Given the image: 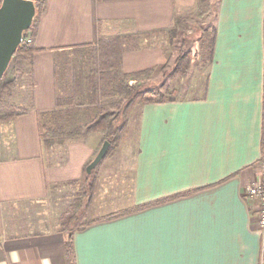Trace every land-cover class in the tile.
Here are the masks:
<instances>
[{
  "label": "crops",
  "instance_id": "crops-1",
  "mask_svg": "<svg viewBox=\"0 0 264 264\" xmlns=\"http://www.w3.org/2000/svg\"><path fill=\"white\" fill-rule=\"evenodd\" d=\"M196 4L44 0L28 32L39 50L23 60L12 87L26 112L0 122V264H66L51 198L84 177L100 144L83 138L45 150L39 128L57 115L61 125L87 116L100 56L106 75L162 64V33L175 11ZM263 6L219 0L200 94L137 106L132 143L92 170L99 210L92 219L139 209L76 229L75 264H264L244 196L260 178Z\"/></svg>",
  "mask_w": 264,
  "mask_h": 264
},
{
  "label": "trees",
  "instance_id": "trees-1",
  "mask_svg": "<svg viewBox=\"0 0 264 264\" xmlns=\"http://www.w3.org/2000/svg\"><path fill=\"white\" fill-rule=\"evenodd\" d=\"M33 1L35 3L36 8L35 18L37 19L44 10V0ZM205 3H207V0H197V4ZM197 4L194 7H196ZM194 7L175 11L172 24L168 28L171 38L175 37L181 23L184 21V19H188V15L193 12ZM31 28L32 26L26 32H29ZM187 37L188 34L182 40H180V44L178 46V54L174 60L173 71L179 77L185 76L192 60L191 53L185 50ZM215 38L216 26L213 25L209 29V31H206L204 33L200 41L201 49L207 50L206 58L209 65L212 62ZM38 50V48L33 47L32 43L29 44L22 42L16 49L14 55L12 56L10 63L5 73L3 74V77L0 79V122L15 119L26 112L25 108L17 106L13 103H6L3 98L6 95L9 96L11 94L14 82L21 77V64L23 60L31 56L34 52ZM94 63L100 64V70L103 69L104 63L102 56H100V58H98L97 61H95ZM163 68L164 66L161 65L156 67L145 68L134 72H123L121 74H116L117 77H115V75H106L105 72H103L102 70L100 71L98 69L96 72H94L97 78L94 79L95 81L91 83L92 93L91 99L88 100L89 106L87 107V110H90V112H88L87 116L82 117L79 123H77L76 121L75 123H73V125L68 124V128H66L65 125H61L59 121L60 116L58 115L51 118V120H49L47 123H44V125L40 126L39 138L44 149L52 150L55 146L63 145L66 142L70 141L80 140L85 137H88L91 134L97 133L102 137V143L105 140L110 143L108 152L102 161L112 156L122 139L126 124L125 120L123 121V123L113 121L112 115L114 112L113 110H115L113 109V107L119 109V111H121L122 114L125 116L127 112L135 106H141L145 103L152 102L161 103L173 101L177 100V98L179 97V94H177L178 91L176 89H166L165 91H153L146 88L145 85H143L144 83L140 84V82H142L141 80L152 77L156 73V70L159 72L162 71ZM107 77H109V79ZM92 105H94L95 108L88 109ZM94 112H97V114H94ZM261 133V155L262 157H264V83ZM95 181L96 176L94 175V172H91V174H85L84 178L81 181H72L71 183H67L66 185H85L86 189L83 190L82 195L84 197H87V204H89L91 202L92 194L95 189ZM61 186L63 185H59V187ZM159 202L161 201H156L154 203ZM78 206L79 205H76V209H67L59 217V227L61 232L64 234V254L66 264H75L72 240L74 231L76 229H82L87 225L91 224L92 222L115 218L133 210L139 209L136 208L128 211H120L116 214L100 216L90 221L78 223L76 213Z\"/></svg>",
  "mask_w": 264,
  "mask_h": 264
},
{
  "label": "rangeland",
  "instance_id": "rangeland-1",
  "mask_svg": "<svg viewBox=\"0 0 264 264\" xmlns=\"http://www.w3.org/2000/svg\"><path fill=\"white\" fill-rule=\"evenodd\" d=\"M218 1L219 0H207V3L205 4H197V6L193 8V12L188 15V19H184V21L181 23L179 30L177 31L174 38H171V35L169 34V29L162 33L159 44L161 46L160 48L162 50L164 60L159 66L162 65L164 66V68L162 71L159 72L156 70V73L152 77L141 80L142 82H140V84L144 83L143 85H145L146 88L153 91H165L166 89H176L178 91L177 94H179V97L177 99L190 98L197 93L200 94V89L198 90V92H196V90L198 87L200 88L205 86V80L209 65L206 58L207 50L201 49L200 41L204 33L206 31H209V29L213 25H215L216 12L219 6ZM187 34L188 37L186 38L185 50L191 53L192 60L185 76L179 77L173 71L174 60L178 54V46L180 44V40H182ZM99 50L100 52H102L103 49H96L97 56ZM118 58L120 59V56ZM87 60L88 55L85 57V62ZM115 77H117V75H115ZM107 78L109 79V77ZM18 95L19 94L17 92L15 93L14 90H11V94L9 96L6 95L3 99L6 103H13L17 105L16 102H19V100H17ZM113 109H115L113 110L114 112L112 115V119L114 122L123 123L124 120L126 121L124 133L119 145H124L126 143L131 144L132 134L135 133L138 121L137 106L129 110L125 116L122 114L121 111H119V109L114 107ZM94 114H97V112H94ZM70 123L72 124V122ZM65 126L66 128L69 127V125L66 124ZM101 138L102 137L99 134L94 133L88 137H85L84 139L91 140L92 142L98 141L101 147ZM119 145L117 146V148L119 147ZM82 179H80L79 181H81ZM84 189H86L85 185H75L74 187L68 188L64 195L57 192L56 193L58 195H52L51 199H53L52 204L54 208L52 210L48 209L50 217L52 218L54 212L57 213L56 221L59 224V217L67 209H76V205H79L76 210L78 223H81L87 218L92 219L96 217L95 214L99 212V210H97L98 208L96 209L97 206L94 202L96 195H92L91 202L87 204V197H84L82 195ZM99 201L100 200H98V202ZM49 202L50 201H46V207ZM62 207H65L63 209L64 211L62 210ZM43 208L38 211V213H40L39 217L44 216L41 215V213L45 212Z\"/></svg>",
  "mask_w": 264,
  "mask_h": 264
},
{
  "label": "water",
  "instance_id": "water-1",
  "mask_svg": "<svg viewBox=\"0 0 264 264\" xmlns=\"http://www.w3.org/2000/svg\"><path fill=\"white\" fill-rule=\"evenodd\" d=\"M36 16L33 0L0 1V79L3 77L12 56L21 43L22 35L32 26ZM110 143L105 140L94 158L86 166V174L105 158Z\"/></svg>",
  "mask_w": 264,
  "mask_h": 264
},
{
  "label": "built area",
  "instance_id": "built-area-1",
  "mask_svg": "<svg viewBox=\"0 0 264 264\" xmlns=\"http://www.w3.org/2000/svg\"><path fill=\"white\" fill-rule=\"evenodd\" d=\"M32 43L33 37L28 32H24L21 43ZM258 167L260 170V178L248 184L244 189V196L251 202L255 210V219L257 227L262 234L264 240V157L259 159Z\"/></svg>",
  "mask_w": 264,
  "mask_h": 264
}]
</instances>
